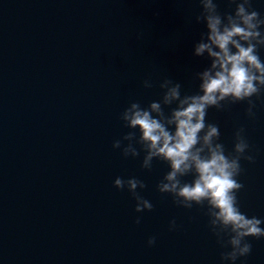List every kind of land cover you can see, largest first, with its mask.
<instances>
[{
	"label": "clouds",
	"instance_id": "clouds-1",
	"mask_svg": "<svg viewBox=\"0 0 264 264\" xmlns=\"http://www.w3.org/2000/svg\"><path fill=\"white\" fill-rule=\"evenodd\" d=\"M199 11L194 20L203 24L192 43V54L207 57L208 63L193 72L194 91H182L181 82L170 76L159 80V99L146 104L132 99L119 118L129 131L112 140L124 156L142 153L140 166L151 168L153 158L165 161L167 170L156 181V189L171 195L185 208L202 207L208 230L220 245L221 261L235 262L251 250L246 237H264V217L241 210L237 190L243 183L241 159L253 161L255 149L244 134L243 125L233 129L231 149L219 139V125L206 119L209 107L224 109L230 102L246 100L248 117H255L254 96L264 90V14L252 0H230L231 11L221 12L217 0H196ZM144 87L152 80L145 78ZM164 106H168L165 110ZM190 176L189 179L182 177ZM112 184L126 188L139 212L152 202L138 191L145 183L136 176L116 175ZM140 216L134 222H140ZM177 227L170 218L168 228ZM156 237L148 235L151 245ZM242 264V261H241Z\"/></svg>",
	"mask_w": 264,
	"mask_h": 264
},
{
	"label": "water",
	"instance_id": "water-1",
	"mask_svg": "<svg viewBox=\"0 0 264 264\" xmlns=\"http://www.w3.org/2000/svg\"><path fill=\"white\" fill-rule=\"evenodd\" d=\"M26 0H0V52Z\"/></svg>",
	"mask_w": 264,
	"mask_h": 264
}]
</instances>
